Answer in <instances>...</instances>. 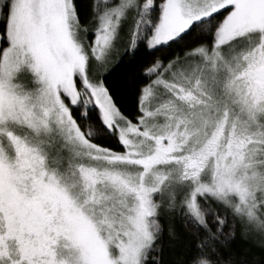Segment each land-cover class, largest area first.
Listing matches in <instances>:
<instances>
[{
  "label": "snow or ice",
  "instance_id": "snow-or-ice-1",
  "mask_svg": "<svg viewBox=\"0 0 264 264\" xmlns=\"http://www.w3.org/2000/svg\"><path fill=\"white\" fill-rule=\"evenodd\" d=\"M0 264H264V0H0Z\"/></svg>",
  "mask_w": 264,
  "mask_h": 264
}]
</instances>
